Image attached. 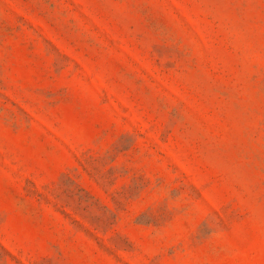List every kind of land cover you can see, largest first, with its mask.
I'll return each instance as SVG.
<instances>
[{"label": "rangeland", "instance_id": "374dc122", "mask_svg": "<svg viewBox=\"0 0 264 264\" xmlns=\"http://www.w3.org/2000/svg\"><path fill=\"white\" fill-rule=\"evenodd\" d=\"M0 264H264V0H0Z\"/></svg>", "mask_w": 264, "mask_h": 264}]
</instances>
